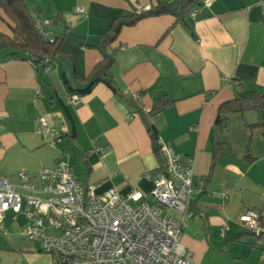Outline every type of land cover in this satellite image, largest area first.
I'll list each match as a JSON object with an SVG mask.
<instances>
[{
	"label": "crops",
	"instance_id": "0c3cea01",
	"mask_svg": "<svg viewBox=\"0 0 264 264\" xmlns=\"http://www.w3.org/2000/svg\"><path fill=\"white\" fill-rule=\"evenodd\" d=\"M263 1L215 0L204 6L198 0L183 15L162 13L121 26L109 46L116 52L111 73L118 93L102 81L85 91L90 82L84 79L102 59V36L135 14L134 2H28L35 19H50L51 36H65L48 72L28 59L30 51L15 57L13 49L0 46V174L16 180L19 171L33 174L65 159L82 182L97 185V193L138 190L143 195L131 199L132 206L152 203L150 190L163 160L137 108L150 112L157 100L169 101L151 119L159 140L183 160L194 158V216L183 244L199 264H263L264 244L243 232L240 217L248 209L264 215V108L231 114L224 128L217 124L220 106L236 97L238 84L264 93ZM143 2L177 8L181 0ZM0 32H14L1 6ZM72 93L80 96L78 104ZM40 117L50 132L39 133ZM93 140L105 152L91 151ZM214 140L221 143L216 157ZM8 212L16 225L6 222ZM19 215L8 210L4 217L8 233L0 234V264H52L37 241L20 235L26 218L19 222Z\"/></svg>",
	"mask_w": 264,
	"mask_h": 264
},
{
	"label": "built area",
	"instance_id": "2783aa9c",
	"mask_svg": "<svg viewBox=\"0 0 264 264\" xmlns=\"http://www.w3.org/2000/svg\"><path fill=\"white\" fill-rule=\"evenodd\" d=\"M132 1L136 13L153 8L144 0ZM213 1L204 0L203 4L210 6ZM199 9L194 8L192 15ZM48 22L39 18L36 25L54 41L46 28ZM28 55L33 56L30 52ZM50 69L49 64L44 66L46 72ZM70 98L74 104L80 102L77 93ZM135 98L142 100L140 94ZM38 131L50 132L44 117H40ZM52 134L60 138L58 132ZM92 143L91 151L105 152V146L96 140ZM159 146L163 165L150 190L153 202L136 207L129 201L140 199L141 191L123 195L117 188H110L97 193V185L82 182L73 164L65 159L33 174L19 171L16 180L0 174V234L7 236L8 229L2 223L6 212L12 210L15 216L23 214L26 218L20 235L37 241L41 250L52 256V264H199L182 242L187 222L194 216L189 207L194 158L183 160L181 153L162 140ZM260 216L258 210L248 209L240 221L264 244V221ZM227 229L223 227L222 233Z\"/></svg>",
	"mask_w": 264,
	"mask_h": 264
},
{
	"label": "trees",
	"instance_id": "16d2710c",
	"mask_svg": "<svg viewBox=\"0 0 264 264\" xmlns=\"http://www.w3.org/2000/svg\"><path fill=\"white\" fill-rule=\"evenodd\" d=\"M197 1L198 0H181L177 8H173L168 3L163 2L157 6H153L152 9L144 13L139 14L135 12V14L129 18L121 19L118 26L133 25L146 16L159 15L162 13L169 12L176 15H183L189 11ZM0 6L14 22V32L12 36L0 32V46L13 49L14 52L12 53V56L21 57L20 51H30L33 56H28V59L37 65L45 66L50 64L51 61L61 53V44L65 32L60 36H53L54 41H51L48 37L43 35L36 25L37 19L33 16L35 9H30L26 0H0ZM42 19L46 18L42 17ZM48 20L50 22V19ZM118 26L102 36L99 43V50L102 53V59L93 68L90 75L84 79V81L90 82L85 91H90L94 83L102 81L107 83L114 92L118 93L117 86L111 73V69L116 62V52L109 50L110 44L118 36L119 30H116ZM135 100L137 99L135 98ZM160 101L161 100H157V103H155L154 108L150 110V112H145L140 107L137 108V112H139L147 125L155 151L162 158L159 146L158 128L151 119L153 116L160 113L169 103V101ZM261 108H264V95L257 90H247L241 84H238L236 97L230 101L224 102L220 106L217 124L224 128L227 125L231 114H243L246 111H257ZM220 145L221 143L219 141L214 140L215 157L221 150ZM260 217V219L264 221V215L262 213ZM241 227L243 228V232L253 234L251 229L245 228L242 225Z\"/></svg>",
	"mask_w": 264,
	"mask_h": 264
},
{
	"label": "rangeland",
	"instance_id": "374dc122",
	"mask_svg": "<svg viewBox=\"0 0 264 264\" xmlns=\"http://www.w3.org/2000/svg\"><path fill=\"white\" fill-rule=\"evenodd\" d=\"M31 1H32V0H26L27 3H28V2H31ZM262 112H264V110H262ZM248 114H250V115L253 116V115H255L256 113H252V112H251V113H248ZM11 216H12V213H11V212H8V213H7L6 222H7L8 224H9V223H10V224L13 223L14 225H16V224H17L16 221H12V220H11ZM23 218H24L23 215H22V216L19 215V216H18V220H19V222H22V221H23ZM13 224H12V225H13ZM209 255H210V258H211V259H214L215 251L212 250L211 253H210ZM51 257H52V256H51ZM52 259H53V258H52Z\"/></svg>",
	"mask_w": 264,
	"mask_h": 264
},
{
	"label": "water",
	"instance_id": "95a60500",
	"mask_svg": "<svg viewBox=\"0 0 264 264\" xmlns=\"http://www.w3.org/2000/svg\"><path fill=\"white\" fill-rule=\"evenodd\" d=\"M119 28H120V26H118L116 30H119ZM263 95H264V93H263Z\"/></svg>",
	"mask_w": 264,
	"mask_h": 264
}]
</instances>
